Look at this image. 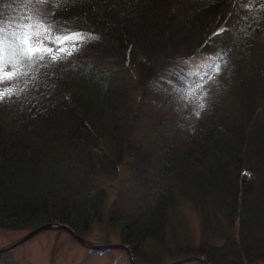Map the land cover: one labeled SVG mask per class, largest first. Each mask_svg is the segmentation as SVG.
<instances>
[{
	"label": "trees",
	"instance_id": "obj_1",
	"mask_svg": "<svg viewBox=\"0 0 264 264\" xmlns=\"http://www.w3.org/2000/svg\"><path fill=\"white\" fill-rule=\"evenodd\" d=\"M26 23L53 52L0 81V228L66 224L138 264L264 263V0H0V28Z\"/></svg>",
	"mask_w": 264,
	"mask_h": 264
},
{
	"label": "rangeland",
	"instance_id": "obj_2",
	"mask_svg": "<svg viewBox=\"0 0 264 264\" xmlns=\"http://www.w3.org/2000/svg\"><path fill=\"white\" fill-rule=\"evenodd\" d=\"M186 67L195 74L208 72L210 67V57L196 56L185 62ZM214 78V77H213ZM210 78L199 81L195 85L196 92L201 96L199 105L202 112L206 108L204 96L209 94L208 87L211 85ZM14 81H9L12 84ZM9 84V85H10ZM209 84V85H208ZM2 86H6L2 83ZM206 98V97H205ZM160 99H157V101ZM1 101V100H0ZM195 103H198L195 101ZM207 112V111H206ZM183 216L187 226L192 230L196 237L199 231V219L196 211L190 208V204L183 206ZM28 231L8 230L0 228V249L8 247L22 238ZM109 242H119L117 238L110 239ZM97 243V242H95ZM104 243V242H103ZM179 260V259H176ZM171 260L170 262L176 261ZM242 258L237 264L243 262ZM136 262V261H135ZM263 262V261H262ZM260 262L259 264H264ZM137 263V262H136ZM0 264H130L127 253L123 249H111L106 251H93L88 253L83 245L78 243L67 231L64 230H46L39 232L26 242L13 248L7 253L0 254ZM138 264V263H137ZM186 264H202L196 260Z\"/></svg>",
	"mask_w": 264,
	"mask_h": 264
},
{
	"label": "snow or ice",
	"instance_id": "obj_3",
	"mask_svg": "<svg viewBox=\"0 0 264 264\" xmlns=\"http://www.w3.org/2000/svg\"><path fill=\"white\" fill-rule=\"evenodd\" d=\"M36 29L33 31V29ZM48 29L40 24H24L17 26L12 33H6L0 28V81L11 80L12 78L23 74L22 68L25 63H31L35 60H43L46 55L52 54L53 50L46 47L42 41H34L33 36L39 37L41 32H47ZM82 39L80 34L73 33L65 35L62 38L57 37L56 42L63 44L65 41H75ZM59 52H65L66 49L60 48ZM70 55L71 53L68 52ZM58 55H52V59H58ZM12 64L11 71H5V67ZM12 89L0 90V100L5 95H11Z\"/></svg>",
	"mask_w": 264,
	"mask_h": 264
},
{
	"label": "water",
	"instance_id": "obj_4",
	"mask_svg": "<svg viewBox=\"0 0 264 264\" xmlns=\"http://www.w3.org/2000/svg\"><path fill=\"white\" fill-rule=\"evenodd\" d=\"M46 230H64V231H67L78 243H80L81 245H83L87 249H91V250H95V251H106V250H111V249H123L127 253L129 263L130 264H137L135 262V259L132 255V253H131V250L129 249V247L127 245H125L123 243H120V242L92 243V242L88 241L87 239H85L83 236L77 234L68 225H66V224H53V223H45V224H42V225L35 227L31 231H28L22 238H20L18 241H16L12 245L0 249V254L12 250L13 248H15V247L21 245L22 243L26 242L27 240H29L30 238H32L33 236H35L39 232L46 231ZM192 260H197V261H200L204 264H209L203 257H199V256L184 257V258H181L179 260L170 262L168 264H183L185 262H189Z\"/></svg>",
	"mask_w": 264,
	"mask_h": 264
},
{
	"label": "bare ground",
	"instance_id": "obj_5",
	"mask_svg": "<svg viewBox=\"0 0 264 264\" xmlns=\"http://www.w3.org/2000/svg\"><path fill=\"white\" fill-rule=\"evenodd\" d=\"M31 231V230H30ZM94 243V242H93Z\"/></svg>",
	"mask_w": 264,
	"mask_h": 264
}]
</instances>
